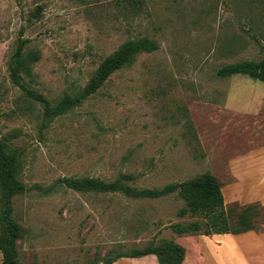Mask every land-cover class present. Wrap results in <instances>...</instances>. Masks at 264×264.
Returning a JSON list of instances; mask_svg holds the SVG:
<instances>
[{"label": "rangeland", "instance_id": "374dc122", "mask_svg": "<svg viewBox=\"0 0 264 264\" xmlns=\"http://www.w3.org/2000/svg\"><path fill=\"white\" fill-rule=\"evenodd\" d=\"M137 36L158 49L52 119L10 79L8 61L22 40L40 52L32 88L55 102ZM262 57L264 0H142L138 10L124 0H0V138L20 153L24 189L12 201L20 261L90 264L162 238L187 243L188 262L197 260L188 234L170 224L201 218L178 214L184 200L176 192L131 198L75 190L63 177L130 174L134 187L154 188L210 171L225 208L258 203L253 220L264 231V158L242 157L264 145V82L217 74L223 64ZM151 262L159 264L125 256L113 264Z\"/></svg>", "mask_w": 264, "mask_h": 264}, {"label": "trees", "instance_id": "16d2710c", "mask_svg": "<svg viewBox=\"0 0 264 264\" xmlns=\"http://www.w3.org/2000/svg\"><path fill=\"white\" fill-rule=\"evenodd\" d=\"M134 10L141 7L142 0H124ZM156 40L147 36H137L123 41L114 51L102 58L95 72L86 84L72 93L66 92L57 101L51 102L42 93L32 88L34 81L33 64L40 58L37 49L24 48L20 40L8 61L11 81L29 98L43 104V117L52 119L80 104L84 99L94 94L114 71L131 65L141 52H152L158 49ZM221 77L233 74H244L252 79L264 82V57L259 60L242 59L221 65L217 69ZM14 132V131H13ZM14 136V133L9 134ZM8 137L0 138V252L1 264H23L19 259L17 240L21 237L22 227L13 216V198L24 189V184L18 178L20 169L19 150L9 145ZM130 174H120L112 181L99 177H63L61 181L69 188L79 191L113 192L117 191L131 198H158L176 192L184 200V205L178 210L180 216L189 213L201 220L190 222H174L171 229L177 234H211V233H241L257 230L254 218L259 214L258 203L240 206L239 209L224 207V197L221 183L210 171L169 183L162 187H134ZM152 253L160 264H181L185 258V247L173 239L162 238L155 244L143 248H133L118 252L103 259H93L90 264H111L120 257H138Z\"/></svg>", "mask_w": 264, "mask_h": 264}, {"label": "crops", "instance_id": "0c3cea01", "mask_svg": "<svg viewBox=\"0 0 264 264\" xmlns=\"http://www.w3.org/2000/svg\"><path fill=\"white\" fill-rule=\"evenodd\" d=\"M242 157L243 159L248 158L249 160L251 158L254 161L260 162V158H264V145L246 152ZM262 179V184L264 185V172H262ZM248 184L245 181V185L247 186ZM262 192L264 193V189ZM187 239L189 244H193L195 247L194 251L193 249L192 251L197 260L188 262L189 250L187 251V243L178 242L185 247V258L181 264H233V256L236 260L234 264H264V231L248 230L236 234H188ZM138 257L156 259V256L152 253ZM225 258H227L226 262L224 261Z\"/></svg>", "mask_w": 264, "mask_h": 264}]
</instances>
